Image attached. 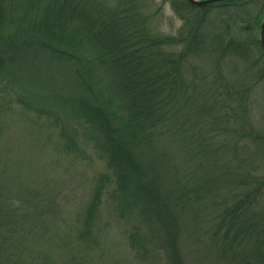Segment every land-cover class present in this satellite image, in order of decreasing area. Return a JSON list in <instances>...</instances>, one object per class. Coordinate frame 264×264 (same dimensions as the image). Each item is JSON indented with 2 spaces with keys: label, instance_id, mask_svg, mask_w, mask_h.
Here are the masks:
<instances>
[{
  "label": "trees",
  "instance_id": "1",
  "mask_svg": "<svg viewBox=\"0 0 264 264\" xmlns=\"http://www.w3.org/2000/svg\"><path fill=\"white\" fill-rule=\"evenodd\" d=\"M161 1L173 35L149 0H0V111L106 164L71 216L0 176V264H96L113 227L139 264H264V0Z\"/></svg>",
  "mask_w": 264,
  "mask_h": 264
},
{
  "label": "rangeland",
  "instance_id": "2",
  "mask_svg": "<svg viewBox=\"0 0 264 264\" xmlns=\"http://www.w3.org/2000/svg\"><path fill=\"white\" fill-rule=\"evenodd\" d=\"M149 4L154 7L152 11L159 8L157 30L163 34H175L181 21L173 13L170 4L162 3L161 0H149ZM16 110L17 112L9 113L0 111V163L5 164L0 170V176L8 182L20 181L25 188L35 189V186L31 185L34 182L49 183V189L59 193L57 197L62 202L61 205L68 210L66 213L70 216L73 213L79 215L81 206L92 190L95 176L106 172L105 161L92 153L80 137L77 138L78 142L88 160L85 162L76 160L72 154H59V157L52 146L54 141L51 139L50 142L46 136L51 131L46 132L44 129H41V132L32 131V125H35L33 112L23 110L21 105H17ZM39 125L45 126V122L41 121ZM23 193L21 190V194ZM80 200L82 204L78 205ZM103 200L100 210L102 208L103 213L107 215L104 219L110 224L112 219L110 206L113 204L107 198ZM68 227L69 225L65 226ZM111 229L102 240L104 253L96 264H139L120 231L114 227ZM152 262L162 264L163 261L159 260V257H154ZM217 264L222 263L217 260Z\"/></svg>",
  "mask_w": 264,
  "mask_h": 264
},
{
  "label": "water",
  "instance_id": "3",
  "mask_svg": "<svg viewBox=\"0 0 264 264\" xmlns=\"http://www.w3.org/2000/svg\"><path fill=\"white\" fill-rule=\"evenodd\" d=\"M186 1L192 5L202 6V5H206V4H210V3L218 2V1H223V0H186ZM263 28L264 26L261 28V31H260V42H261L262 47L264 48Z\"/></svg>",
  "mask_w": 264,
  "mask_h": 264
}]
</instances>
